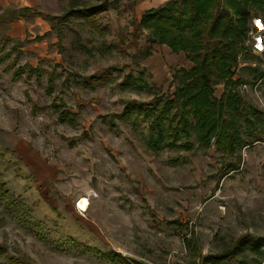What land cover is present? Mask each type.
I'll return each instance as SVG.
<instances>
[{
	"label": "rangeland",
	"instance_id": "rangeland-1",
	"mask_svg": "<svg viewBox=\"0 0 264 264\" xmlns=\"http://www.w3.org/2000/svg\"><path fill=\"white\" fill-rule=\"evenodd\" d=\"M147 2L121 0L91 23L71 17L51 32L40 16L0 23V37H9L0 38V184L8 193L0 191V264L8 257L19 264H201L240 236L264 238L261 17L251 10L234 74L246 81L237 90L257 110L252 135L241 118L232 153L203 148L193 131L189 150L156 151L145 123L116 116L130 101L172 99L174 74L193 64L137 30ZM68 5L0 0V15L21 6L61 15ZM125 76L132 80L124 88ZM223 89L216 85L214 95ZM55 101L73 115L70 122L58 120ZM174 121L169 116L165 127ZM82 196L85 212L76 208ZM258 259L246 246L221 264Z\"/></svg>",
	"mask_w": 264,
	"mask_h": 264
},
{
	"label": "trees",
	"instance_id": "trees-1",
	"mask_svg": "<svg viewBox=\"0 0 264 264\" xmlns=\"http://www.w3.org/2000/svg\"><path fill=\"white\" fill-rule=\"evenodd\" d=\"M120 2L69 0L68 9L61 15H49L32 6L6 8L0 15V23L9 25L19 18L40 16L49 20L51 32L71 17H81L91 23L99 13L109 7H118ZM251 10L260 15L264 26V0H167L158 7L144 10L135 24L137 30L147 32L150 44L167 45L174 53L183 51L193 65L187 70L180 68L174 74L177 84L172 99L158 97L154 102L130 101L116 117L129 119L135 115L133 122L139 120L145 123L149 129L147 144L156 151L162 148L189 150L192 147L189 137L193 131L196 142L203 148L213 146L216 151L234 152L241 140V118L248 135H252L257 122L254 115L257 110L237 90L246 81L234 79L239 44L243 43L249 30ZM0 38L9 40L7 35ZM13 46L20 47V42H14ZM148 54L149 50L145 48L143 57ZM7 55L6 52L4 56ZM248 59L259 60L254 55L248 56ZM17 71L13 74L15 78L20 74ZM131 80V76H125L122 87L130 86ZM219 84H223L224 89L220 97H216L214 87ZM54 106L59 110L61 105L55 101ZM72 116L66 109L59 110L57 114L61 122H70ZM169 116H173L175 121L165 127ZM0 191L8 194L3 184H0ZM186 243L192 245L189 239ZM246 246L261 256L260 260H255L256 264H264V238L249 234L240 236L222 253L203 256L201 264H221ZM2 254L3 249L0 248ZM117 255L113 254V257ZM8 261L9 264H19L12 257H8Z\"/></svg>",
	"mask_w": 264,
	"mask_h": 264
},
{
	"label": "bare ground",
	"instance_id": "bare-ground-1",
	"mask_svg": "<svg viewBox=\"0 0 264 264\" xmlns=\"http://www.w3.org/2000/svg\"><path fill=\"white\" fill-rule=\"evenodd\" d=\"M19 25V24H18ZM17 26V25H16ZM89 202L87 197L82 196L79 201L77 202L76 208L80 211V212H85L87 211Z\"/></svg>",
	"mask_w": 264,
	"mask_h": 264
},
{
	"label": "crops",
	"instance_id": "crops-1",
	"mask_svg": "<svg viewBox=\"0 0 264 264\" xmlns=\"http://www.w3.org/2000/svg\"><path fill=\"white\" fill-rule=\"evenodd\" d=\"M147 1H148L147 2L148 3V7L146 9H149V8L158 7V6L162 5L167 0H147Z\"/></svg>",
	"mask_w": 264,
	"mask_h": 264
},
{
	"label": "snow or ice",
	"instance_id": "snow-or-ice-1",
	"mask_svg": "<svg viewBox=\"0 0 264 264\" xmlns=\"http://www.w3.org/2000/svg\"><path fill=\"white\" fill-rule=\"evenodd\" d=\"M255 23L257 24L258 27L261 26V21L257 20Z\"/></svg>",
	"mask_w": 264,
	"mask_h": 264
}]
</instances>
